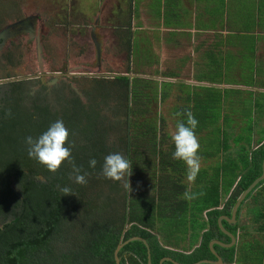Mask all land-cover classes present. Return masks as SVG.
Masks as SVG:
<instances>
[{"label":"trees","instance_id":"trees-1","mask_svg":"<svg viewBox=\"0 0 264 264\" xmlns=\"http://www.w3.org/2000/svg\"><path fill=\"white\" fill-rule=\"evenodd\" d=\"M100 76L85 93L86 101L68 91L53 106L41 97L24 103L19 81L12 83L0 115V264H114L115 245L130 236L145 239L151 264L163 256L179 263L213 260L208 242L228 241L216 218L229 215L239 192L258 172L242 175L218 209L216 183L200 192L188 188L187 169L172 158L175 146L166 142L163 117L154 111L164 97L158 89L163 82L125 73ZM178 109L182 114L188 110ZM57 119L69 130L74 163L88 173L86 185L69 178L67 161L51 173L27 155L25 137H38ZM116 152L132 161L131 188L146 179L147 193H128L121 182L102 176L104 157ZM263 153L254 155L256 163ZM92 158L94 169L88 163ZM239 172L232 168L224 195ZM63 187L72 194H63ZM257 188L252 199L259 219L264 218V184ZM186 190L195 198L184 199ZM221 224L234 234L236 223ZM212 247L224 263L232 261L233 245ZM145 250L139 241L128 242L117 253L119 264H146Z\"/></svg>","mask_w":264,"mask_h":264},{"label":"rangeland","instance_id":"rangeland-1","mask_svg":"<svg viewBox=\"0 0 264 264\" xmlns=\"http://www.w3.org/2000/svg\"><path fill=\"white\" fill-rule=\"evenodd\" d=\"M137 1L132 0L134 9H131L127 0H0V29L20 17L37 16L33 41L30 42L24 33L17 37L16 42L12 43L8 50L4 48L0 52L2 55L0 57V79L5 76L17 77L24 103L28 104L32 99L41 97L51 106L60 93L66 94L68 91H73L74 94L78 93L80 99L83 102L86 101L85 93L90 92L94 81L101 78L100 75H86V73H130L134 76L151 78L158 84L163 82V30L158 26L152 28L144 26L145 28L137 29L136 34L139 39L135 41L136 38L132 37L131 47L129 43L122 41L117 33L119 28L124 27L127 19L135 22L133 13L137 7ZM151 1L157 14H163V2L166 7L171 3H177L176 0ZM246 2L248 5L247 18L253 20L264 17L263 9L253 8L256 3H259L258 0H246ZM259 7L260 5L257 8ZM115 14L117 20L113 19ZM142 19L144 18L137 21L146 22ZM35 38H38L37 42ZM97 39L101 48L98 66L93 47V40L97 41ZM252 40L253 38L247 36H242L240 39L241 67H239L240 74L238 75L245 79H250L251 68H248V65ZM126 46L132 48V52L129 53ZM7 52L12 59L5 61ZM227 56V54L224 55L225 64L222 75L218 73L214 77L233 78L232 68H228L233 58L230 59ZM55 71L65 74H47V72ZM75 73H84V75ZM8 88H10V84ZM11 88L14 90V87ZM158 89L164 91L163 83L158 85ZM190 92L193 96L204 95L213 98V101H208L209 104L202 105V109L207 110L210 116L201 120L195 129V131L199 129L204 131L198 136L200 144L198 153L203 164H201L200 172L197 175V179L201 181L199 185H196L199 188L196 191L200 192L202 188L211 187L213 183H216L220 195L223 194L226 182L232 175V163L229 155L238 153V149L235 147L231 148L232 153L230 151L229 154L228 150H222L225 143V128L229 119L227 111L231 100L228 97L237 92L244 95L241 99L242 105L238 109L241 117H246L244 121H239V124L243 126L241 130L249 133V136L254 132L259 137H263L264 130L260 127L258 119L254 129L248 127L254 113L260 120L262 119L264 125V110L259 109V104L262 103L264 106V93L241 92L234 89H211L209 91L195 89ZM164 93H168V96L163 97L160 103L158 100L155 102L154 111L163 117L162 130L169 136L166 138V142L173 143L171 134L175 131L179 120L174 109L178 107L175 101L176 96L173 97L170 91ZM183 102L186 103V100L184 99ZM194 104L190 107L192 113L194 109H197L196 103ZM233 106L234 102L232 101L230 108ZM248 119L251 121H247ZM206 177L210 178L209 181H206ZM204 182L206 185L203 184ZM147 185L146 179L135 181L132 193H147L150 188ZM245 215H247V211ZM244 218H241L240 224L245 222ZM180 229L181 231L183 229L181 225H179L178 231Z\"/></svg>","mask_w":264,"mask_h":264},{"label":"crops","instance_id":"crops-1","mask_svg":"<svg viewBox=\"0 0 264 264\" xmlns=\"http://www.w3.org/2000/svg\"><path fill=\"white\" fill-rule=\"evenodd\" d=\"M127 1L132 9V0ZM176 1L177 3H169L170 5L167 7L163 2V14H157L151 4V0H138L136 10L133 13V20L135 22L127 19L123 25L124 27L117 30L122 41L129 44L130 41H133L132 37L136 38L135 41L139 39V36L137 37L138 34H136V30L139 28L158 26L163 30V93L170 91L173 97L176 96L175 101L178 108L183 107L190 110V107L196 103L197 109H193L195 110V118L198 123L210 116L207 110L202 109V105L209 104L208 101H213V98L204 95L193 96L190 92L192 90L234 89L241 92L256 91L264 93V17L254 18L253 20L247 18L246 11H248V5L246 0ZM258 2L253 8L264 10V1L258 0ZM259 5L260 7L257 8ZM115 18H117L116 14L113 15V19L117 20ZM140 18H144L142 20L146 22H138L137 20ZM147 29L150 30V28ZM242 36L253 38L252 46L250 47V63L249 67L247 66L251 68L250 79L241 78L238 75L240 74L239 67H241L239 54L241 53L240 39ZM130 47L126 46L129 53L132 52V48ZM225 54L230 59L233 58L228 66V68H232L231 75L233 78H216L214 76L218 75V73L222 75ZM166 96H168V93H164V97ZM243 96L237 92L228 97L231 100L230 105L232 101L234 102L233 108H230V105H228V122L231 120L239 123V121L245 120L246 117L242 118V115L238 112L240 105H242L241 99ZM184 99L186 103L183 102ZM259 109L264 110L262 103L259 104ZM178 113L180 114L177 115V118H179L178 122L182 121V118L184 119L183 121H186V118L179 112V109L178 112L176 110L175 114ZM257 119L260 122V127L264 128L262 119L260 120L255 116V113L251 123L255 124ZM247 121L251 120L248 119ZM226 125L225 133L228 130V124ZM248 128H251L250 125ZM203 132L202 129L195 131L197 137ZM222 150H228V154L231 151L226 142ZM246 154L238 152L236 154L233 153L232 156L229 155L232 163L231 168L234 171H240L242 164L249 162L250 155ZM255 158L257 159L256 156ZM180 162L187 169L185 163L181 160ZM201 164H203L202 161ZM207 177L206 181H209L210 178ZM237 177L238 175L233 180L227 193L225 195L221 194V202L224 201L233 189ZM184 179L188 188L199 189L196 185H199L201 180H198L197 177L194 183H189L187 176ZM203 184L206 185L205 182ZM257 187L251 191L252 194L248 195L237 208L234 222L236 223V230L233 234L235 237L233 244L234 256L229 264H264V228L262 227L264 218L258 219L256 217L255 213H257L258 205L257 203L254 204L252 199L253 195L260 189ZM246 211L247 215H245ZM241 218L245 220L243 224L239 223ZM234 223L228 224L232 225ZM176 247L180 248V246ZM169 249L175 248L169 247ZM221 261L222 264H226L222 259Z\"/></svg>","mask_w":264,"mask_h":264},{"label":"clouds","instance_id":"clouds-1","mask_svg":"<svg viewBox=\"0 0 264 264\" xmlns=\"http://www.w3.org/2000/svg\"><path fill=\"white\" fill-rule=\"evenodd\" d=\"M6 115L10 116L11 112H7ZM183 115L186 117V121L177 122L175 131L171 134V140L175 146L172 158L185 163L187 166V180L189 183H194L201 169V157L198 154L200 144L195 133L198 121L191 110H185ZM68 138L69 130L62 119H57L38 137H25L27 155L51 173L57 172L61 165L67 161L72 165L69 178L74 180L76 184L86 185L88 183V173L82 172V168L74 163L72 145L69 144ZM88 163L89 167L94 169L97 161L92 158ZM101 174L105 179L121 182L128 193L132 191L128 179L132 175V161L124 154L116 152L106 155L101 166ZM61 192L72 194L69 187L61 188ZM183 197L186 200H191L195 198V194L186 190Z\"/></svg>","mask_w":264,"mask_h":264},{"label":"flooded vegetation","instance_id":"flooded-vegetation-1","mask_svg":"<svg viewBox=\"0 0 264 264\" xmlns=\"http://www.w3.org/2000/svg\"><path fill=\"white\" fill-rule=\"evenodd\" d=\"M37 19L36 15H28L24 17H20L9 24L13 23L14 25L10 26L9 24H6L3 29H0V52L4 50H8V48L11 46L12 43H15L17 40V37L21 34H24L28 36V40L31 42L34 40V24ZM19 22V23H17ZM9 25V26H8ZM35 41H38V38H35ZM28 42V41H27ZM36 46V45H35ZM7 47V48H6ZM2 55H0L1 57ZM9 52L5 53V61L11 60ZM6 68V67H5ZM6 70V69H5ZM47 74H53V75H63L64 72L55 71V72H47ZM73 74V73H68ZM18 78H11L8 76H5L4 78L0 79V115L2 114V110L6 107V97H8L10 93V88L12 86L13 82H18ZM10 84V88H8ZM76 93V92H75ZM78 95V93H76ZM256 123V122H255ZM259 125L260 122L258 121ZM254 123H250V129H254ZM241 126L239 123L235 121H229L228 122V130L225 133V142L227 146L229 147V150H231L232 147H235L238 149L239 153H247L249 156V162L242 164V168L238 174V177L235 181V184L233 185V188L237 185V183L240 181V179L243 176H247L248 174H252L254 172H258V174L254 177L260 175L261 173V165H262V159L264 156V153L261 156V159L256 163L255 162V156L256 154H259L264 151V136L259 137L256 133H252L251 136H249V133L243 132L241 130ZM264 130V128H262ZM249 136V138H247ZM246 154V155H247ZM253 178V179H254ZM252 179V180H253ZM251 180V181H252ZM250 181V182H251ZM259 186L264 184V175L263 178L257 183ZM256 186V185H255ZM232 191V190H231ZM230 194V193H229ZM247 194L246 197L248 195ZM228 197V195H227ZM227 197L224 199L226 201ZM245 197V198H246ZM220 203L218 206V209H221L223 207V202ZM230 212V211H229ZM224 215V214H222Z\"/></svg>","mask_w":264,"mask_h":264},{"label":"water","instance_id":"water-1","mask_svg":"<svg viewBox=\"0 0 264 264\" xmlns=\"http://www.w3.org/2000/svg\"><path fill=\"white\" fill-rule=\"evenodd\" d=\"M17 23H19V22H17ZM9 25L12 26L14 24L11 23ZM0 34H1V31H0ZM98 41H99L98 39H97V41L93 40L94 57H95V61H96L97 65H99L100 52H101L100 44H99ZM75 74L84 75V73H75ZM86 75H105V76H108V77H112L115 74L86 73ZM125 75H127L128 78H131L133 76L132 74H125ZM263 175H264V156H263V159H262L260 175L257 176L256 178H254L242 190V192L237 196V198L235 199L234 203L232 204V206L230 208V212H229L228 216L227 215H219L216 218V225H217L218 229L221 231V233H223L228 238V242H223V241L217 240V239H212V240H210L208 242L207 246H208L209 251L212 253V255L214 257L213 260H211V259H199V260H197V261H195L193 263H179L177 261H174L172 258H170L168 256H163V257H161L158 260L157 264H162L165 261L170 262L172 264H200V263L222 264L220 256L214 251L212 246L213 245H218V246L224 247V248L230 247V246H232L234 244L235 237H234V235L231 232L227 231L222 226L221 221H224L226 223H234L235 222L238 206L245 199L247 194H249L255 187L259 186L257 183L263 178ZM131 241H139L145 246V249H146L145 250V253H146V264H151L150 263L149 249H148L147 243H146L145 239H143L140 236H130V237H127L124 240H120V241L117 242V244L115 245V247H114V249L112 251V258H113L114 264H119V258H118V255H117L118 251L122 248L123 245H125V244H127L128 242H131Z\"/></svg>","mask_w":264,"mask_h":264}]
</instances>
